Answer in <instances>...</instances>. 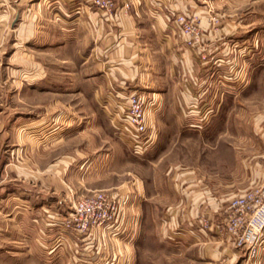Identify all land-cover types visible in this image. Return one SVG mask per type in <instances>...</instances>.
Segmentation results:
<instances>
[{"label":"rangeland","instance_id":"obj_1","mask_svg":"<svg viewBox=\"0 0 264 264\" xmlns=\"http://www.w3.org/2000/svg\"><path fill=\"white\" fill-rule=\"evenodd\" d=\"M238 2L230 8L213 4V8L203 11L201 19L211 31L220 32L227 14L233 12L229 15L237 26L236 32L240 36L256 38L259 46L264 48V22L258 9L264 0ZM248 20L252 22L246 23ZM201 22L198 42L202 48L204 24ZM65 59L61 56L41 57L43 67L52 63L56 72L50 74L45 69L47 74H42L43 83L39 87L40 99H33L40 101L38 110L42 117L48 118V104L54 99V89L50 90L44 81L50 76L57 78V110L51 112L57 118L53 117V123L49 119L42 121L38 127L42 129L41 165L43 169L47 167V171H50L49 167L58 166L61 174L58 199L62 200L55 202L50 198L26 195L30 201L19 207L14 205L17 200L7 197L19 195L18 190L34 193L33 188L39 194L37 185L33 187L28 179L0 185V264H188L187 259L179 255L177 239L171 241L159 235L164 222L162 215L145 217L140 213L141 216L136 217L131 212V205L143 199L147 190L153 192L154 188H160L161 178L184 169L198 172L210 189L218 188L219 182L232 180L235 190H244L249 179L254 180L260 175L255 164L262 161L259 157L262 152L256 135L258 119L264 118V72L255 69L242 77L239 65L264 62V57L250 53L227 60L220 52L201 51L194 62L198 68L195 80L200 90H193L194 105L186 107L187 114L198 111L200 117L182 121L181 129L185 131L180 133L171 118V106L165 104L167 110L158 136L154 134V137L150 128V137L156 142L145 145L138 152L130 147L136 133L117 120L113 108H106L103 101L110 95L137 94L148 103L154 90L145 88L136 92L110 88L99 94L100 99L85 86L86 76L79 72L81 58H74L73 66L64 62ZM233 59L234 71H225L227 61ZM20 65L15 61L12 67ZM30 76L27 70L20 76L9 70V83L18 79L29 88L32 84L29 83ZM70 82H73L72 86L66 85ZM247 83L249 85L245 87ZM14 87L12 84L4 87L8 96L15 91ZM158 93L168 96L167 92L164 95V92ZM112 100L119 101L117 97ZM19 104L22 103L11 101L7 114L9 124H12L14 114L18 116L22 110H33L30 106L21 108ZM51 132L58 136L50 139L47 134ZM31 156L34 154L25 153L26 158ZM44 190L38 191L43 195L48 193ZM95 191H103L108 196L105 206L108 218L90 226L87 231H82L76 223L68 224L74 204ZM21 196L24 195L21 193ZM69 200L74 202L73 206ZM148 204L152 208L155 204L157 209L161 206L159 202ZM202 219L204 229L207 219ZM182 223L183 218L178 216L171 221V226L179 227ZM136 245L137 250L134 249Z\"/></svg>","mask_w":264,"mask_h":264},{"label":"crops","instance_id":"obj_2","mask_svg":"<svg viewBox=\"0 0 264 264\" xmlns=\"http://www.w3.org/2000/svg\"><path fill=\"white\" fill-rule=\"evenodd\" d=\"M129 1L131 6L128 11L104 13L89 8L87 0H0V185L4 186L18 179L21 181L28 179L33 187L37 185L39 193L35 192V188L34 193L18 190L17 194L20 196L11 194L7 197L12 201L14 199L18 201L14 205L23 207L25 202L28 203L30 198L26 195L50 198L55 202L62 200L58 199L61 175L58 166L49 167L50 171H47V167L43 169L41 165L42 129H39L41 126L38 125L48 119L53 123L55 119L53 117L56 116L51 112L57 110L58 104L56 91L58 82L54 76L44 81L50 90L54 89V99L48 104L50 110L48 118L41 116L40 101L33 100L40 99L39 87L43 83L42 74H47L45 69L50 74L56 72V69H52V63L49 67L47 65L43 67L41 57L61 56L66 58L64 62L71 63L72 66L74 58H81L79 72L86 76L85 86L94 96L104 94L110 88L130 89L136 92L145 88L154 90V93L149 95L150 100L147 101L145 113L146 122L152 129L153 136L154 134L158 136L161 130L164 111L167 110L165 104L171 106V118L180 128V133L185 131L181 129L182 121L200 117L198 111L187 114L186 107L194 105L193 90H200L195 80L198 68L194 62L201 51L220 52L227 60L234 56H248L250 53H254L256 57H264V48L259 46L256 38L240 36L236 32L237 26L231 22L232 17L229 15L233 12L227 14L228 17L225 23L223 21L220 32L211 31L201 19L203 11L213 8V4L216 7L226 5L230 8V5L232 7L237 5L239 0H211L208 3L197 0ZM121 5V2H117L118 7ZM258 9L264 22V2ZM177 13L196 17L199 27L202 21L204 47L201 48L202 44L196 42L187 48L175 34L172 21ZM14 59L21 64L20 67H12L15 64ZM227 62L224 70L233 72L236 68L234 59ZM252 63L239 65L242 77L246 72L250 73L255 69L257 72H264V62ZM9 70L18 72L19 76L21 72L27 70L31 74L29 77L31 86L26 88L25 82L18 79L10 81L12 86H15V91L8 96L4 87L11 85ZM72 84L73 82H70L66 85ZM247 85L249 83L245 87ZM159 91L164 92L163 95L167 92L168 96L160 95ZM101 97L99 96L100 99ZM11 101L22 103L19 104L21 108L30 106L33 110H22L18 116L14 114L12 124H9L7 114ZM258 123L256 138L261 147L262 155L259 157L262 161L259 160L255 167L261 176L256 175L254 180L249 179L244 190H235L232 180L219 182L218 188L210 189L204 184L198 172L184 169L172 176L169 173L167 178H161L160 188H154L153 192L147 190L143 199L140 198L131 205V212L136 217L162 215L164 222L159 235L168 237L171 241L172 238L177 239L179 255L186 258L188 264L250 263L247 251L236 247L229 237L219 232L218 228L223 225L232 200L264 184V118L259 117ZM45 126L47 128V124ZM47 136L52 139L58 134L51 132ZM155 142V138H151V145ZM55 149L58 150L57 147ZM28 152L34 156L26 158L25 153ZM42 176L48 177L43 179ZM42 188L49 194L45 192L43 195L39 192ZM21 193L24 196H21ZM69 201L71 203L72 200ZM157 202L161 203L160 209L154 207L155 204L153 208L148 204ZM73 203L72 201V206ZM178 216L183 218V223L179 227L178 225L172 227L171 221ZM168 217L172 219L169 220ZM202 218L207 219V226L204 229ZM261 241V248L253 264H264V233ZM135 248L137 250V245ZM134 253L136 259L137 254Z\"/></svg>","mask_w":264,"mask_h":264},{"label":"built area","instance_id":"obj_3","mask_svg":"<svg viewBox=\"0 0 264 264\" xmlns=\"http://www.w3.org/2000/svg\"><path fill=\"white\" fill-rule=\"evenodd\" d=\"M208 3L211 0H197ZM121 2V6H117ZM89 8L100 10L104 13H117L121 10L128 11L131 6L129 0H87ZM172 27L182 42L187 46L198 42L199 29L196 17H189L177 13L174 15ZM117 97L118 102L112 99ZM137 94H125L105 97L103 105L112 107L114 117L123 122L135 133V139L131 140L130 147L138 152L145 145H151V129L146 122L145 113L148 103ZM108 106V107H107ZM104 108V109H106ZM141 138V139H140ZM133 145V146H132ZM108 196L103 191H95L91 195L80 198L73 206L68 224H75L82 231L107 219L105 206ZM91 228V227H90ZM219 232L229 237L236 247L247 251V259L252 262L257 258L261 248V239L264 233V184L255 187L244 195L232 200L223 225Z\"/></svg>","mask_w":264,"mask_h":264}]
</instances>
